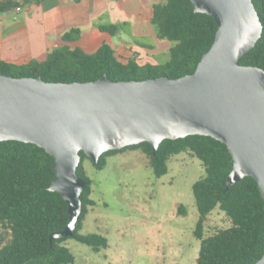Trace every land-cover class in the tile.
<instances>
[{
  "label": "water",
  "instance_id": "water-1",
  "mask_svg": "<svg viewBox=\"0 0 264 264\" xmlns=\"http://www.w3.org/2000/svg\"><path fill=\"white\" fill-rule=\"evenodd\" d=\"M190 1L218 25L193 74L73 83L0 74V142L34 144L55 160L50 190L67 203L70 222L51 243L74 236L82 213L81 152L97 165L109 151L145 142L156 153L165 140L212 137L233 159L225 191L251 177L264 200V69L240 64L263 24L253 0Z\"/></svg>",
  "mask_w": 264,
  "mask_h": 264
},
{
  "label": "trees",
  "instance_id": "trees-1",
  "mask_svg": "<svg viewBox=\"0 0 264 264\" xmlns=\"http://www.w3.org/2000/svg\"><path fill=\"white\" fill-rule=\"evenodd\" d=\"M253 2L264 27V0ZM153 24L161 39L174 44L170 61L165 65L140 66L134 58L117 55L109 42H105L94 54L80 49L56 51L43 63L0 60V74L42 78L55 83L92 82L103 76L113 82L159 77L178 79L195 72L202 57L213 46L218 31L215 19L195 12L190 0H164L163 4L156 5ZM101 31L114 37L119 26L102 27ZM80 36L81 31L73 29L63 40L71 43ZM240 64L264 69V29L262 38ZM134 150H141L148 157L157 178L167 175L171 158L183 153L193 154L202 162L205 177L193 187L200 216L195 236L201 242L195 264H256L263 257L264 200L258 183L251 177L225 191L233 167L226 145L208 136H188L165 140L156 153L145 142L109 151L101 156L97 165L92 163L103 170L108 157ZM80 154L82 161L77 174L86 183L81 197L82 213L74 236L54 239L51 243L50 236L64 231L70 222L67 203L59 193L50 190L55 179L54 158L34 144L0 142V228L7 233L0 239V264H75V255L65 245L70 239L87 245L96 253L108 248L104 236L81 233L96 203L91 199L93 181L83 166L89 158L84 152ZM217 209L229 220L230 226L206 237V222Z\"/></svg>",
  "mask_w": 264,
  "mask_h": 264
},
{
  "label": "rangeland",
  "instance_id": "rangeland-1",
  "mask_svg": "<svg viewBox=\"0 0 264 264\" xmlns=\"http://www.w3.org/2000/svg\"><path fill=\"white\" fill-rule=\"evenodd\" d=\"M134 47L154 44L140 26H122L112 38L116 49L119 37ZM174 45L167 39L155 44ZM167 52L160 65L170 61ZM87 176L93 181L91 207L81 232L99 234L108 240V248L100 253L73 239L65 242L76 257L75 264H195L201 242L195 236L199 211L194 185L205 177L202 162L190 153L171 158L169 173L157 178L148 157L141 150L107 158L103 170L90 159L84 161ZM185 211L184 214L181 210ZM230 226L225 215L215 210L208 218L205 236ZM7 235L0 228V239Z\"/></svg>",
  "mask_w": 264,
  "mask_h": 264
},
{
  "label": "crops",
  "instance_id": "crops-1",
  "mask_svg": "<svg viewBox=\"0 0 264 264\" xmlns=\"http://www.w3.org/2000/svg\"><path fill=\"white\" fill-rule=\"evenodd\" d=\"M164 0H0V60L43 63L49 54L68 49L96 53L105 42L112 44L102 27L140 26L145 34L162 41L153 24V9ZM2 6V7H1ZM20 9V10H19ZM79 29L81 36L65 42L63 36ZM142 44L134 47L119 37L117 55L134 58L140 66H160L159 59L173 47Z\"/></svg>",
  "mask_w": 264,
  "mask_h": 264
},
{
  "label": "built area",
  "instance_id": "built-area-1",
  "mask_svg": "<svg viewBox=\"0 0 264 264\" xmlns=\"http://www.w3.org/2000/svg\"><path fill=\"white\" fill-rule=\"evenodd\" d=\"M20 10V9H19Z\"/></svg>",
  "mask_w": 264,
  "mask_h": 264
}]
</instances>
